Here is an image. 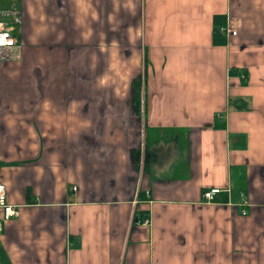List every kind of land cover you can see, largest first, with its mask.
<instances>
[{
  "label": "crops",
  "instance_id": "obj_1",
  "mask_svg": "<svg viewBox=\"0 0 264 264\" xmlns=\"http://www.w3.org/2000/svg\"><path fill=\"white\" fill-rule=\"evenodd\" d=\"M0 6L1 264H264V0Z\"/></svg>",
  "mask_w": 264,
  "mask_h": 264
},
{
  "label": "built area",
  "instance_id": "obj_2",
  "mask_svg": "<svg viewBox=\"0 0 264 264\" xmlns=\"http://www.w3.org/2000/svg\"><path fill=\"white\" fill-rule=\"evenodd\" d=\"M19 23L18 11L14 8L4 9L0 6V63L5 61H11L18 57V45L15 37L17 26ZM217 33L222 36H235L236 31L229 26H219ZM240 79H245V75L241 74ZM73 190H75L73 188ZM221 192L219 188H210L202 193L204 201H210L213 197ZM243 205L246 202L243 201ZM18 206L10 205L6 200V189L3 183L0 182V232L2 229V222L9 221L18 217ZM242 214H245L242 211ZM148 223V219L145 218L142 221L143 225ZM1 264V262H0Z\"/></svg>",
  "mask_w": 264,
  "mask_h": 264
},
{
  "label": "rangeland",
  "instance_id": "obj_3",
  "mask_svg": "<svg viewBox=\"0 0 264 264\" xmlns=\"http://www.w3.org/2000/svg\"><path fill=\"white\" fill-rule=\"evenodd\" d=\"M64 66V63H62V67ZM114 67L116 69V74L117 71L119 72L120 79H116L120 83L124 80L122 78V71L123 70H128L130 73V85L132 88V91L136 92V90L139 91L140 86H142L143 83V69L139 68V65L137 62H130V63H114ZM125 68V69H124ZM66 69V67H65ZM122 70V71H121ZM67 74V71L62 70V75ZM136 101H138L136 99Z\"/></svg>",
  "mask_w": 264,
  "mask_h": 264
},
{
  "label": "trees",
  "instance_id": "obj_4",
  "mask_svg": "<svg viewBox=\"0 0 264 264\" xmlns=\"http://www.w3.org/2000/svg\"><path fill=\"white\" fill-rule=\"evenodd\" d=\"M143 218H144V217H143ZM145 218H146V217H145ZM145 218H144V219H145Z\"/></svg>",
  "mask_w": 264,
  "mask_h": 264
}]
</instances>
